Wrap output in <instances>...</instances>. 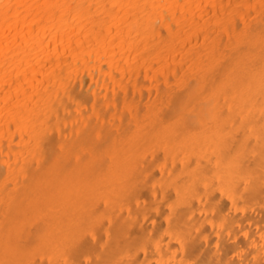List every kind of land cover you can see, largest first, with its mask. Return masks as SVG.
Masks as SVG:
<instances>
[{
  "label": "bare ground",
  "instance_id": "bare-ground-1",
  "mask_svg": "<svg viewBox=\"0 0 264 264\" xmlns=\"http://www.w3.org/2000/svg\"><path fill=\"white\" fill-rule=\"evenodd\" d=\"M263 22L264 0H0V264H20L28 248L116 264L124 244L151 256L146 241L154 239L160 264H264V86H249L246 75L259 70L245 67L239 52L264 43ZM223 58L228 68L214 91ZM146 78L156 82L157 101ZM133 89L155 108L151 116ZM122 98L139 126L125 122ZM196 100L213 111L217 131L184 147L185 137L166 135L165 115L193 112ZM114 105L116 129L108 130L102 122ZM159 139L174 164L162 165L170 178L154 189L161 151L152 160L145 145ZM152 190L156 201L148 194L143 205ZM166 205L168 241L141 226ZM129 252L128 264L146 263L141 250Z\"/></svg>",
  "mask_w": 264,
  "mask_h": 264
},
{
  "label": "rangeland",
  "instance_id": "rangeland-1",
  "mask_svg": "<svg viewBox=\"0 0 264 264\" xmlns=\"http://www.w3.org/2000/svg\"><path fill=\"white\" fill-rule=\"evenodd\" d=\"M211 9H212V6L210 7ZM210 9V10H211ZM210 13L209 14H211V16H210V18H208V20L211 22L212 20V22L214 23V20H215V17H212V16H215V14L213 15L212 13V10L211 11H209ZM218 15H219V13H217ZM217 15V16H218ZM264 23V22H263ZM262 23V24H263ZM261 23L260 24H258L259 25V27L257 28V30L258 31H260V30H262V32L264 33V24L262 25ZM262 25V27H260ZM215 30H217V31H220L218 28H216V29H214V31H213V33H214V36L213 37H211V36H209V38H208V40L210 39H212V38H215V37H217V36H219V32H218V34H216V32L217 31H215ZM165 32L167 33V31L165 30ZM261 32V31H260ZM261 32V33H262ZM262 33V34H263ZM216 34V35H215ZM264 37V34L262 35V38ZM201 40H202V37H201ZM261 42H262V39H261ZM260 42V43H261ZM259 43V44H260ZM242 48H240L239 49V52H243V53H241V55H243V57H244V65L246 64V63H248V65H249V67L247 66V65H245V67H247L248 69L250 68V69H255V68H258V73L254 76L253 74H251L250 72L248 73L249 75H246V76H248V77H252V78H249L250 79V81H249V79H248V77L246 78V83L249 81L250 83L251 82H253L252 84H250L249 85V82H248V85L249 86H251V87H253V88H258V87H260V88H262L263 86H264V84H263V82H264V78L263 79H261L262 77H264V58H262L261 59V57L263 56L264 57V55H262V53L264 54V43L262 42L261 44H260V46H258L257 48L256 47H254L253 48V46H252V49H251V47H250V45H249V47L248 46H241ZM263 47V48H262ZM254 49V50H253ZM244 50V51H243ZM245 50H247V51H245ZM251 50V51H250ZM262 50V51H261ZM204 51H206V50H204ZM259 51H261V52H259ZM245 52H247L246 54H245ZM257 52V53H256ZM260 54H259V53ZM249 53V54H248ZM250 53H252V54H250ZM257 54V55H256ZM247 56V57H246ZM252 56V57H251ZM222 59V58H220L219 56L216 58V60L217 59ZM249 58V59H248ZM251 59V60H250ZM225 59L223 58V60L221 61V60H219V62H220V64H222V66H221V72L220 73H218L219 75H217L216 77H218V79L216 80V82H215V84H214V87H213V90L215 91V89L218 87V83H219V81H220V78H221V76H222V74H224L225 72H226V70L227 69H225V68H228V64H227V61L225 60V64L223 63V61H224ZM258 60H259V62H258ZM260 60H261V62H262V64H261V62H260ZM257 63H258V66H257ZM254 64H255V66H254ZM261 65V66H260ZM108 65H106L105 66V68L107 69L108 67H107ZM257 66V67H256ZM105 69V70H106ZM262 69V70H261ZM248 71V70H247ZM259 72H261V75H260V73ZM263 73V74H262ZM251 74V75H250ZM258 75H259V77H258ZM263 75V76H262ZM257 76V77H256ZM262 76V77H261ZM220 77V78H219ZM257 78L256 80L255 79H253V78ZM260 78V79H259ZM145 78L143 77V80H144ZM148 79H150V78H146V80H147V82L151 85V86H153L152 87V89L154 90H151V91H153V92H151V96H152V98L155 100L156 99V101H157V97H155L156 95H157V91H158V87L156 86V85H154L156 82H152V80L150 79V80H148ZM219 80V81H218ZM254 80V81H253ZM258 80L259 81H261V83H259L258 82ZM152 83H151V82ZM218 81V82H217ZM260 84H258V83ZM76 84V85H75ZM74 84V88H75V94H76V90H77V92H79V91H82V87H81V89H80V84L81 83H75ZM256 84H258V85H256ZM262 84V85H261ZM79 87H78V86ZM255 86V87H254ZM256 86H258V87H256ZM156 87H157V89H156ZM78 88V89H77ZM215 88V89H214ZM80 89V90H79ZM133 93H134V95L138 98V100H140V101H144V104H145V106L143 107L144 109H143V114H144V116H151V114H153L155 111V108H154V110L152 109L151 111H149L148 109H147V107H146V101H147V99H144V98H142L143 96L140 94H138L137 92H136V90L135 89H133ZM136 93H137V95H136ZM79 94V93H78ZM112 94H113V96H115L116 95V91L115 90H113L112 91ZM147 94L149 95V92H147ZM76 96H78L77 94H76ZM140 97V98H139ZM155 97V98H154ZM262 98H264L263 96H262ZM105 99H106V96L104 95V97H103V100L105 101ZM143 99V100H142ZM122 100H123V98H122ZM146 100V101H145ZM194 101V99L191 101V103H194L193 102ZM204 102V100H196V102H195V106H196V108L195 109H193V112H192V109L191 110H189L188 112H187V110H181L180 108H178V109H176L175 110V112L172 114V115H174V117L173 118H171L170 116H172V115H168V114H171V113H168V114H166L165 116V118L167 119V118H169V119H167V122H166V125H164L162 128H164L165 129V133H167L166 135L169 137V139L170 140H172V138L175 140V138H174V136L176 135V134H178L179 133V136L180 137H185L186 138V141H185V144H184V147H188L189 145L190 146H193L194 145V139H196V138H198V136L200 137V135H202V134H204V132H205V130H207V132L209 133V132H214V131H217V129H216V126H215V122L214 121H212V119H211V117H212V113H213V111H211L210 110V108L209 107H206V104H204L205 105V109L204 110H202L203 108V102ZM72 103L74 104V105H76L75 103H77L76 101H72ZM126 104V101H124L123 100V102H122V112L123 113H125L124 114V119H125V122L127 121H129L130 123H132V124H136L137 122H138V120H136V118H135V114H133L134 113V110L131 108V107H127V105H125ZM201 106V107H197V106ZM203 105V106H202ZM126 106V107H125ZM129 108H131L130 110H129ZM200 108V109H199ZM206 108H207V111H205L206 110ZM197 109V110H196ZM112 110V111H111ZM118 110V108H117V106L115 107V105L114 106H107V109H106V113L108 114V116H109V120H108V123L111 121V125L110 124H108V123H106V122H102L103 123V125L105 126V127H107V129L108 130H115L116 129V117H115V115L113 114H111L110 115V113L111 112H113V113H115L116 111ZM125 110V111H124ZM127 110H129V111H127ZM132 111V112H131ZM146 111H148V113L146 112ZM198 111H201V112H203V111H205V113H207L206 115H207V117H206V119H208V121H206L205 120V113H204V115L202 116V119H200V120H203L202 121V123H198V121H194V117H193V115L195 116V114L198 112ZM187 112V113H186ZM178 113V114H177ZM263 113V110L261 109V111H260V114H262ZM148 114V115H147ZM181 114H183V115H181ZM186 114V115H185ZM189 115L191 116V118L189 117ZM168 116V117H167ZM179 116V117H178ZM187 116V117H186ZM114 118V121H112L113 120V118ZM189 117V118H188ZM186 118V119H185ZM179 119V120H178ZM185 119V120H184ZM120 120H122V119H120ZM132 120H133V122H132ZM171 120H173V121H171ZM188 121L187 123L185 122V121ZM199 120V121H200ZM210 120V121H209ZM102 121H105V120H102ZM180 121H182L181 123H179ZM128 122V123H129ZM135 122V123H134ZM175 122V123H174ZM207 122V123H206ZM209 122H212L211 124L209 123ZM186 123V124H185ZM106 124L108 125V126H106ZM209 126V129H207V128H205V127H208L207 125ZM214 124V125H213ZM136 125H138L139 126V122H138V124H136ZM195 125V126H194ZM196 125L198 126V125H201V126H199V127H196ZM206 125V126H205ZM175 126V127H174ZM168 127V128H167ZM187 127H188V129H187ZM190 127H191V129L194 131H192L191 129H190ZM193 127V128H192ZM195 127V128H194ZM204 127V128H203ZM187 130H185V129ZM199 128V129H198ZM200 128H202V130L200 131ZM214 128V129H213ZM198 129V130H197ZM177 130V131H176ZM181 130V131H180ZM69 131H71L70 129H67V131H65V133H66V137H69V138H71V137H73V134H72V132L71 133H68ZM167 131H169V133L167 132ZM186 133V135L184 136V134ZM196 132V133H195ZM183 133V134H182ZM189 133H190V135H189ZM194 133V134H193ZM198 133H199V135H198ZM70 134V135H69ZM170 134V135H169ZM53 136H55V137H57V138H62L61 137V135L59 134V133H57V134H54ZM53 136H47V138H49V137H53ZM56 138V139H57ZM148 143V144H147ZM146 143V145H145V152H146V157H149L150 159H154V158H152L154 155H153V153L155 152V151H157V150H160L161 152H159V153H161V154H159L160 156L159 157H157V161H156V166H155V169H154V177L153 176H151V180H153L152 181V183L154 184L153 185V187H154V189H156L157 187H159L160 185L163 187V181L165 182L168 178H170V173H169V171H166L165 170V167L164 166H162V165H164V164H166L165 166H167V163H168V166H169V168L174 164V159L173 158H167V156H166V153H164V151H165V148L163 147V141L162 140H156V141H148ZM59 145V144H58ZM153 145V146H152ZM159 146L161 147V149H159ZM57 147V149H56V151H58L59 149H60V147H58V146H56ZM154 150V151H153ZM162 151H163V154H162ZM150 152V153H149ZM152 152V153H151ZM164 156V157H163ZM162 158V159H161ZM167 158V159H166ZM159 159H161V160H159ZM166 159V160H165ZM172 159V160H171ZM183 159V158H182ZM163 160V161H162ZM209 160H210V157H209ZM213 160H214V162H213ZM160 163H159V162ZM165 161V162H164ZM173 161V162H172ZM4 161L3 160H1V164L3 163ZM5 162L2 164V165H4V167H2V168H4L5 169ZM181 164H183V161H181ZM193 164H195V163H192V165ZM217 162H216V159L214 158H212L211 159V161H210V164H209V169H213V170H215V169H217ZM159 165H161V166H159ZM211 165H213V166H211ZM194 166V165H193ZM192 166V167H193ZM215 166H216V168H215ZM162 168V169H161ZM163 168H164V171H163ZM161 169V170H160ZM160 170V171H159ZM167 170H170V169H167ZM160 173V174H159ZM164 173V174H163ZM162 176V177H161ZM157 177V178H156ZM163 180V181H162ZM162 183V184H161ZM160 186V187H161ZM161 187V188H162ZM204 188H206V185L204 186ZM203 188V189H204ZM156 191V190H155ZM155 191L153 192V190H152V192H150V193H147V192H145L144 193V195H145V201L144 202H146V204L144 203L143 205H145V206H149L148 205V203H149V201H147V199H148V197H147V195L149 194V195H151V198L153 199V198H155V199H153L154 201H156V194H155ZM175 192V191H174ZM174 192H172V200L174 199V201H178V196H177V194L176 193H174ZM174 194H175V196H174ZM155 195V196H154ZM174 196V197H173ZM218 196L219 197H224L220 192H218ZM224 202H225V204H226V206L227 207H229L230 205H231V203H230V201H231V199L228 197V196H225L224 197ZM225 200H228V201H225ZM228 202V203H227ZM139 205H142L141 203H138ZM169 205H166V207H165V210L166 211H164L163 213H160V212H158L157 210H155L154 211V216H153V218H155V217H157V218H159L160 219V221H159V223H160V227L161 228H163V229H161V233H156V232H154V225H156V220L155 219H153L152 218V222L150 221L149 223L145 220V219H143V221L141 222V226L143 227V228H145L147 231H149V233H151V234H153V235H156V234H159L160 235V237L161 238H163L164 240H166V241H168V226H167V221L165 220L166 219V214L171 210H169V208L170 207H168ZM123 209H121V211H122ZM127 212L126 213H124V214H127L126 216L127 217H129V216H134V215H131V213H130V211H129V209H127L126 210ZM168 211V212H167ZM156 212V213H155ZM152 214V215H153ZM138 217V216H137ZM139 218V220L141 221L142 220V217L141 216H139L138 217ZM155 220V221H154ZM111 221V219H107L106 221H105V223H104V225H103V229H102V233H103V237H105V238H107V236H108V238L107 239H110L111 238V235H110V231H109V228L111 227V224H112V221ZM166 221V222H165ZM144 222V223H143ZM161 222H163V223H161ZM165 222V223H164ZM107 224V225H106ZM163 224V225H162ZM110 225V226H109ZM108 226V227H107ZM165 227V228H164ZM134 230L136 231V232H134ZM105 232H106V234H105ZM133 232V233H132ZM136 233V234H135ZM142 232H141V230H139V228L138 229H133V231L131 230V236L133 235L134 236V240H137V241H139L140 240V238H139V236H141L140 234H141ZM132 236V237H133ZM97 238V239H96ZM94 240H95V242H97L96 240H99V238L97 237V236H94ZM136 241V242H137ZM99 243H100V241H98ZM147 242H150L151 243V246H154V248H153V250H154V253L151 255V256H147V254L144 252V250H143V248L141 247V245L140 246H133V247H131L132 245H128V244H124L123 245V247H122V249H121V251H120V258H119V261H117V263L116 264H128V262H129V260H130V256H131V253L129 252L130 250H141L142 251V258H141V261H142V263H145V264H150L149 263V260L151 261V260H156V262H158L159 264H160V258H158V256H159V254H160V251H159V249H158V240L157 239H154V240H152V241H146V243ZM100 245V244H99ZM102 245H104V244H102ZM101 245V246H102ZM47 248V247H46ZM129 248H131V249H129ZM27 249V248H26ZM47 250H49V251H46L47 253H41V249H39V251H37V250H33L32 248H28V251L27 250H25V252H23V253H19V255H20V264H28V263H30V264H67L68 262V264H75V261H79V262H81V264H93V262H91L92 260H91V257H90V255H88V256H85V258L84 259H82L80 256H76L75 258H72V259H68V257H67V255H65L66 253L65 252H63V253H61L60 252V250L58 251H56L55 253L54 252H52L53 253V255L54 256H51L52 254H51V249L50 248H47ZM99 250V249H98ZM98 250H97V252H98ZM31 251V252H30ZM33 251H35V252H33ZM123 251V252H122ZM127 251H128V253H127ZM30 253V254H29ZM34 253V254H33ZM48 253H50V255L48 254ZM123 253V254H122ZM38 254H40V255H38ZM42 254H43V256H42ZM61 254H63V255H61ZM128 254V255H127ZM49 255V256H48ZM99 255V254H98ZM22 256V257H21ZM47 256H48V258H47ZM156 256H157V258H156ZM30 257H31V259H30ZM39 257V258H38ZM50 257V258H49ZM62 257V258H61ZM87 257V258H86ZM26 258V259H25ZM61 258V259H60ZM79 260H78V259ZM123 258H126V259H123ZM28 259H29V261H28ZM46 259V260H45ZM50 259V260H49ZM60 259V260H59ZM90 259V260H89ZM22 260V261H21ZM24 260V261H23ZM48 260V261H47ZM52 260V261H51ZM69 260V261H68ZM192 259L190 258V261H191ZM28 263H27V262ZM34 261V262H33ZM37 261V262H36ZM57 261V262H56ZM90 261V262H89ZM54 262V263H53ZM60 262V263H59ZM73 262V263H72ZM111 264V263H110Z\"/></svg>",
  "mask_w": 264,
  "mask_h": 264
}]
</instances>
